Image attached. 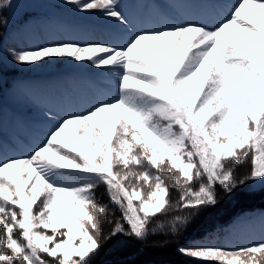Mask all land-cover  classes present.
<instances>
[{"label": "snow or ice", "instance_id": "obj_1", "mask_svg": "<svg viewBox=\"0 0 264 264\" xmlns=\"http://www.w3.org/2000/svg\"><path fill=\"white\" fill-rule=\"evenodd\" d=\"M66 2L129 23L118 0ZM11 4L0 0V11ZM146 40L153 42L151 54L141 47ZM64 58L119 69V94L86 114H69L28 156L0 159V264H96L118 236L143 241L156 213L178 206L194 215L220 202L218 188L230 196L264 181V0H237L215 25L141 30L122 45L64 42L13 52L26 64ZM70 126H77L74 133L83 127L78 139L84 144L58 139ZM93 137L95 147L86 152ZM249 161L250 171L238 178L237 169ZM125 181H133L131 190ZM140 182L154 188L145 199ZM100 184L119 218L96 202ZM169 185L180 193L176 204ZM188 220L176 217L179 224ZM179 251L205 264H264V241Z\"/></svg>", "mask_w": 264, "mask_h": 264}, {"label": "rangeland", "instance_id": "obj_2", "mask_svg": "<svg viewBox=\"0 0 264 264\" xmlns=\"http://www.w3.org/2000/svg\"><path fill=\"white\" fill-rule=\"evenodd\" d=\"M146 1L127 0L126 2V6L129 5L132 9V17H136V11L140 7V19L142 22L138 25L139 29L136 27L138 31L150 29L148 28L150 15L156 18V29L162 28L165 25L194 22L200 16H204L205 21L210 22L211 25H215L218 23L219 13H227L229 15L232 6L237 3V0H157V3L149 7L145 3ZM45 2L58 5L59 10H54L49 5L42 4L39 10L47 14V16H42L39 19L27 17L23 23L25 24V29L28 30V34H34L37 40L25 33H17L11 30L9 26L10 18L18 15L27 8V1L12 0L11 6L6 7L8 13L6 21L8 36L17 41V44L20 46L19 51L33 50L64 42H104L110 45H122L133 33L138 32L129 25H120L114 19L102 15L99 17L107 24L106 27L105 25L101 26L97 22L96 15L91 20L80 21L77 18L78 10L74 5L67 3L66 0H45ZM175 10L181 12V18L179 19L181 21L183 20V22L175 21L177 19ZM258 13L259 10H257V19ZM229 31L237 40L246 42L243 40V34L240 33L238 28H230ZM152 45V41L146 40L141 47L151 54ZM15 51L18 52V50ZM253 54L255 53L253 52ZM0 58L6 66L17 69L18 74L23 75L20 76L21 78L17 83L10 86L7 91V97L12 107L19 109V113L26 119L25 123L16 122L20 130L28 129L26 135L31 134V132L40 134L44 129L50 131L64 118L68 117L69 114H78V109L83 105L84 98L89 97V93H84L82 89L81 80L77 87L69 89L65 83L59 82L57 78L52 77V73L57 72V70L77 71L80 74L87 75L93 81L94 85L98 86L99 96L113 100L119 94L120 70H113L111 66L97 68L87 61L76 62L71 58L46 59L45 61L26 64L6 57L1 52ZM42 66L45 69L41 72L40 69ZM37 74L43 75L44 79H41V81L39 78L31 76ZM198 83L199 77L197 78ZM35 94H40L41 97L37 98L33 96ZM32 111L35 114L30 115L29 113H32ZM10 117L8 116V118ZM12 119L2 122L1 128L4 132L11 131L12 126L10 121ZM76 127L70 126L58 139L68 142V137L72 136L78 146L84 144L85 142L78 139L80 135H83V127L79 126L74 133L73 129ZM87 145L88 147L85 148L86 152L89 148L95 147L94 137L89 139ZM15 154H17L15 155L16 157L28 156L26 153L20 154L16 152ZM46 155L53 160L57 159L51 153H47ZM96 160H99V156L96 157ZM57 163H63V161L57 160ZM263 186L264 181L251 182V188L257 189ZM129 189L131 190V188ZM218 241L222 245L220 246L221 248L229 249L246 247L264 241V207L246 210L245 212H239L233 215L222 226L221 231L215 233L209 241L180 243L177 248L179 251L181 247L190 245H210L218 247L216 245ZM190 258L205 264L202 258Z\"/></svg>", "mask_w": 264, "mask_h": 264}, {"label": "trees", "instance_id": "obj_3", "mask_svg": "<svg viewBox=\"0 0 264 264\" xmlns=\"http://www.w3.org/2000/svg\"><path fill=\"white\" fill-rule=\"evenodd\" d=\"M28 5L27 8L21 11L18 15L10 18V28L18 33H25L26 35L34 37V34H28L22 24L27 17H33L39 19L42 16H47L44 12L40 11V5L47 4L54 10H59V6L54 3H46L45 0H25ZM127 0H118L120 11L128 19V24L136 26L141 23L140 7L136 11V18L131 16V7L126 6ZM144 3V2H143ZM149 7L157 0H147L145 2ZM96 15L97 21L106 24L100 19V14H87L77 11V18L80 21L86 19H92ZM7 8H4L0 12V52L11 59H13V51L20 50V46L14 38L8 36L7 29ZM195 23L207 24L203 19L196 20ZM150 26V25H149ZM153 29V28H151ZM37 40V39H36ZM14 60V59H13ZM44 66L40 71L44 70ZM56 74V73H55ZM40 75V74H39ZM15 68H9L4 64L0 58V159L15 158L16 152H26L27 155L33 151V149L41 144L48 136L49 131L42 130L40 134L32 133L26 135V130H20L16 122L25 123L26 119L19 113L20 110L12 107L7 97V91L9 87L15 84L21 78ZM31 76H38L31 75ZM60 82L65 83L69 89L77 87L80 80L83 79L81 74L77 72L58 70L57 75ZM83 90L89 92V97L84 98L83 106L79 107L78 114H86L100 101H111L110 99L99 97L96 94V87L92 81L85 77L82 81ZM37 98L41 97L40 94L33 95ZM31 112V111H29ZM19 113V114H18ZM35 114L34 111L29 113ZM77 114V113H71ZM8 116H11L8 118ZM12 129L10 132H4L1 128L3 121L10 120ZM134 168L136 166H133ZM251 161L244 166H241L236 171V176L239 178L243 174L250 171ZM156 168L152 169V172L156 173ZM177 170L173 169V172ZM165 184H168L169 177L163 176ZM251 182L238 187L232 195H225L222 189L218 188L220 194V202L211 209L201 211L194 215H190L188 209H181L180 207H174L171 210H166L161 213H156L151 218V223L148 225L149 234L143 241H138L128 236H118L109 241L104 247L102 253L96 258V264H203L194 260L188 256L181 254L178 251V245L180 243H192L196 241H209L215 233H219L222 226L226 224L233 215L237 213L245 212L246 210H253L254 208L264 207V186L260 188H251ZM133 181H125V184L131 188ZM138 190L141 191V199H145L148 196L150 190L149 185L140 182L136 184ZM170 201L173 204L179 199L180 193L175 187L169 185ZM95 199L97 203L108 205L111 211H115L117 218L120 216V211L110 201L109 193L104 184H100L95 189ZM133 203L138 206L139 201L134 200ZM189 216V220L186 224L176 223V217ZM108 226L105 225V231ZM219 242V241H218ZM216 242L218 247L222 246L220 242Z\"/></svg>", "mask_w": 264, "mask_h": 264}]
</instances>
